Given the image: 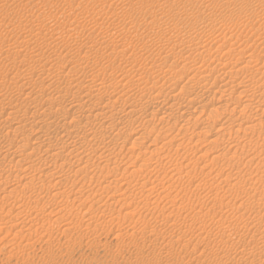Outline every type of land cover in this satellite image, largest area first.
<instances>
[{
  "label": "rangeland",
  "instance_id": "374dc122",
  "mask_svg": "<svg viewBox=\"0 0 264 264\" xmlns=\"http://www.w3.org/2000/svg\"><path fill=\"white\" fill-rule=\"evenodd\" d=\"M33 1H34V3H33ZM136 1L139 3H137ZM163 1L164 0H156V1L155 0H107L106 3H109V4H104L102 6L100 4V1H98V0H0V29L3 28L4 24L6 26L7 24H10V23H12V25L16 24L15 26H20L21 28H25V29H23V31H22V29H20V31L18 30L14 34L15 37L12 34L9 35L10 38L6 37L5 35H3V36L0 35V41L2 40V38H4V39L1 42H3L4 40H6L8 38L11 41L13 39L20 41V38H22V36H24L22 38L23 40H24V38L25 39L26 38L27 39L32 38V35L30 33V30H29V26L30 25H31L30 27L35 26L40 21H41V25L43 26V28L49 27V28H54L55 30H59L62 37L67 39L68 37H67V33H66L65 29H66V24L69 23L70 19L68 17H66L67 16L66 13L71 12L72 9L75 11L74 13L78 15L77 19L79 18L78 21L80 23H83V20L85 21V20L89 19L91 21L92 17H94V18L98 17V21H97L98 23L95 22L96 25H94V26H93V24H95V23H93V22L90 23L91 24L90 28L87 31H85L81 37L86 36L87 34H90L89 36H93V35L98 36V34L100 35V33L102 34L103 32H106L107 29L111 30V31L112 30L113 31L119 30V31H122V33H124L125 30L129 29V27H130V24H128L126 22L127 20L131 21V20L135 19L138 21V19L141 20V18L147 17L146 21L141 20L142 22L140 23L139 26H138V23L136 24L137 29L139 28L137 31L140 34L139 33L138 34L141 37H143L144 43L142 42L143 39L141 37L138 39L137 37L134 36V38L132 39L133 43H134L133 47H132V49L130 48V50L126 51V54L124 57H121L120 55L115 57L113 55V56H109L108 59L103 60L106 63L108 61V64H112L115 67L122 65L118 68H122L125 71L127 78L131 79L133 81V83H136V84L140 83L141 84L142 87L139 86V87H141V89H140L141 91L139 90V92H138L139 95L137 94L135 97L138 100L149 99L153 95V92L151 93V91L149 92L147 90V92H145V90H146L145 88L152 81L156 82L158 80L156 82L157 84H162L164 87H166V88L163 87L164 88L163 91L165 90L164 93L167 92L166 94H169L170 91H172V92L176 91L182 85L191 84V82L188 83V77L189 76L185 73V71L189 68V66L191 67V65L195 61H193L192 58H187L186 56L188 55V53L182 51L180 48L177 47L178 49L175 48L173 50H170V47L174 44L177 46L182 45L181 43H182L183 39H184L183 40L184 43L187 42V40L192 41V38H190L191 35L189 33H187L186 31L191 32L193 30V27L195 30H193L192 31L193 34L192 33L191 34L193 36H196L195 34H197V33L204 35L205 36L204 43L206 42L205 44H207L205 49L208 48L214 54L216 53L215 55L218 56L217 58H220V59L224 58L228 62L229 61L230 62L235 61L238 58V54L233 55L234 51L231 49L235 48L237 45L238 46L243 45L246 41L245 45L249 44L247 46H250L251 50H252V48L255 49V50H252V52H251V58L252 59H260V61H264L263 60L264 59V49H263L264 45L262 43H258L259 42L258 39H260V37H259L260 33H262V32L264 33L263 24L261 23L260 24L261 26L255 25L254 28L258 27L260 29L258 31H254L251 28L246 29L247 27L241 23V20H240L241 17L239 18V14H238V12L245 9L244 8L245 6H247V5L249 6L250 3L253 5L254 0H253V2H252V0H227L228 5L231 8L229 6L227 7L224 4V2L226 0H168L167 3H170L169 5L171 7H169L167 5V3L162 4ZM246 2H248V3H246ZM130 3H131V5H130ZM14 4H15V6H14ZM18 4H20V5H18ZM245 4H247V5H245ZM99 5H101V6L99 7ZM253 6H257V5L254 4ZM83 7H84V9H83ZM101 7H102V9H101ZM120 10H122V12ZM170 10L175 11V12H173V13H172V11L169 12ZM113 11L117 12V13L120 12L119 14H123L125 16L122 18L121 17L120 18L119 17L114 18V16L111 15V13H110ZM230 11L232 12V14L229 13ZM15 12H17V13H15ZM180 12H181V14H179ZM234 12L236 13L237 16L234 15L235 14ZM227 13L231 14V16L230 17L228 16V18L226 17L228 15ZM17 14H19V15H17ZM96 14H97V16H96ZM223 14H224V16H223ZM37 15H41V16L38 17ZM170 15H172V16H170ZM27 16H29V17H27ZM175 16H177V18ZM236 17H237V19H236ZM150 18H152V19H150ZM172 18H173V20H172ZM123 19H126V21ZM214 19H216V20H214ZM100 20H101V22H99ZM121 20H123V21H121ZM208 21L214 22L212 25L213 26L212 28L208 26ZM146 22H147V24H146ZM153 22H155V23H153ZM19 23H20V25H19ZM122 23L124 24V26L122 25ZM196 24H198V25H196ZM117 25L119 27H117ZM128 25H129V27H128ZM159 25H161V29H163V34L158 35V37H160V38L157 37V34H159L158 32H160L159 27H158ZM44 26H46V27H44ZM174 26H176V27H174ZM241 27H243V28H241ZM125 28H127V29H125ZM189 28H190V30H189ZM205 29H207V31ZM208 29H211L212 31L211 30L208 31ZM202 30H204V31H202ZM26 31L28 32V35H26L27 34ZM24 33H26V34H24ZM141 33H142V35H141ZM210 33H211V36H210ZM263 33H262V35H263ZM16 34H18V36ZM155 34H156V36H154ZM188 34H189V37H187ZM146 35H148L147 37L149 38V40H148V38H145ZM86 37H88V35ZM222 37L226 41L224 39H222ZM230 37H232V38H230ZM135 38L139 41H137ZM209 38H211V39H209ZM215 39H216V42H215ZM254 39L256 42L254 41ZM15 40H13V41H15ZM243 40H245V41H243ZM50 41H51V39H41L40 42L37 43V46L41 49L40 57L41 58L44 57L41 61H44V59L46 60L47 58H50V57L57 62H60V61L64 62V59L66 61V58H68V56L65 55L64 49H62L61 47H59V48L56 47L55 51H52L51 49L46 47L45 44L49 43ZM1 42H0V44H1ZM149 42H150V44H149ZM223 42H224V44H223ZM254 43H258V45H256L255 48L253 46ZM38 44H40V45H38ZM169 45H170V47H169ZM162 46H164V47H162ZM209 46L210 47L212 46V47L210 48ZM43 48H46V49L43 50ZM159 48H160V50L157 51V49H159ZM163 48L164 49L169 48L170 51H168V50L162 51V53H161V49H163ZM212 48H213V50H212ZM215 48H216V50H215ZM227 48L229 51L227 50ZM1 49L2 48H0V50ZM7 50H9V49H6V48L3 49V51H2L3 53L0 51V53H1L0 54L1 55L0 60L2 62H4V61L7 62L6 58H5L6 56H9L10 58H12L11 57L12 53L10 54V52ZM46 50L48 53L50 52V54H47ZM177 50H179V51H177ZM199 50H200V48H199ZM199 50H198V52H199ZM174 51H176V52L173 53ZM217 51H219V52H217ZM220 51H222V54L225 53V51H226L225 55L227 57L225 55H222ZM248 52H250V50ZM5 53H7L9 55H7ZM163 53H165L166 55ZM167 53H169V54H167ZM176 53L178 54V56ZM185 53H186V56H184ZM219 53H220V55H219ZM171 54H173V56ZM175 54L177 57L175 56ZM45 55H47L48 57L46 58ZM54 55L56 57H53ZM91 55H93V54H91ZM139 55H141V56H139ZM231 55L233 56L234 59L232 58ZM145 56H148L149 60L144 63L143 60L140 58H143ZM160 56H163V57H160ZM138 57H140V58H138ZM153 57H155V58H153ZM20 58L21 57H19V59ZM137 58L139 59V61ZM160 58L165 59L164 62H163V59H160ZM131 60H132V62H131ZM135 60H137V61L135 62ZM140 60H142V61H140ZM153 60L155 61L154 63H153ZM184 60H186V63ZM33 61L34 60L32 57L27 56V57H25L23 63H26V62L33 63ZM174 61H176V62H174ZM188 61H190V62H188ZM127 62H128V65L130 67L127 65ZM133 62L135 64L136 63L137 64L135 65ZM182 62H183V64H181ZM157 63L159 65H157ZM190 63H191V65H190ZM48 64L50 65V63H48ZM48 64H46L45 67L41 68L43 71L40 70L41 72L35 73L34 77H37L39 75L41 77H43L46 75L45 78H47L48 77L47 75H50L54 69L53 66H51V65L49 66ZM125 65H127V67ZM142 65H144V67H142ZM148 65L151 66L152 68H150ZM160 65H162V66H160ZM184 65H186V66H184ZM20 66H21V64H17L15 67H12V68L16 69ZM123 66H124V68H123ZM178 66H179L181 72L184 71V73L182 72V77H181L182 79L179 78V80L176 84V86L178 88H174V89L168 88L167 89L166 85L168 84L167 83L168 81H166L164 76L161 75L160 70H161V68L166 69L168 67H172V68L177 67V69H178ZM181 66H183V67H181ZM185 67H187V68H185ZM2 68H5L7 70L10 69L8 67V65H6V66L3 65ZM138 68H139V70H138ZM140 68H142V69L140 70ZM157 68H158V71H157ZM79 69H80V67H77V66L73 67V69L71 71V74L73 77H75L76 75L79 74ZM7 70H5V71H7ZM29 70H31V69H29ZM127 70H128V72H126ZM138 72H140L141 75ZM142 72L144 74H142ZM151 72H153L154 74ZM214 73L211 74L212 76L211 75H208L207 77L204 76L203 77L204 79L200 78L201 80H198V82L200 84H203V81H204V83L205 82L208 83L207 81L210 82L212 80V77L215 75ZM130 74H131V77H129ZM9 75H11V72H9ZM135 75L137 78L136 77L134 78ZM140 78H141V80H140ZM205 78H207L206 81H205ZM238 78H239V76L237 78L230 79L228 86H230L231 84L235 85L236 84L235 81L239 80ZM145 79H147V81H146V83H143V82H145ZM137 80H138V82H137ZM186 80H187V83L184 82ZM66 81L70 82L69 77H67V76L63 77V79L56 80L55 85H59L61 87V86L65 85ZM139 81H141V82H139ZM161 81L163 83H161ZM0 85H2V88H3L2 91H3L4 97H5L4 100H3V98H0L2 103L8 102L12 99H15L14 97L17 96V92L19 89L17 88L18 86L15 85V83L13 81L6 79L5 81H0ZM188 85L186 87H188ZM227 88L228 87H226V89ZM34 89L35 90L37 89L36 91H38L40 89V87L38 88V86H37V88H34ZM15 91H16V93H15ZM45 92H47V91L45 90ZM141 92L143 93V95ZM146 93H147V95H146ZM224 93L225 94L228 93V90H226ZM234 94L236 95V93H233V96H235ZM140 95H142V96H140ZM180 96L181 95H179V97ZM198 99H196L197 101L193 100V102H191L192 99H190V95H182L178 99V102L180 100L179 103H184V102H185L184 104H187V103L190 104L191 103L190 104L191 108L196 107L197 112H200L201 110L203 111L202 115L199 113L198 114H199V117L202 116L204 118L205 116L208 117L206 112L207 111L209 112V110L211 108L214 109L215 107H217L216 105H218V103L219 104L221 102L223 103V100H224V103H225V101L228 102V100H229V98L224 99L223 97L220 98L221 99L220 100L219 99V93H217V92L215 93L212 91L206 92V94L201 95V97H199ZM218 100H220L221 102H219ZM139 102H141V101H139ZM85 103H87V104H85ZM117 104H119V105H116V108L119 109L120 108L119 106L121 105V103H117ZM198 104H199V106H197ZM82 105L80 107H78L79 110H78V108H75V109L72 108L70 110H66L64 113L60 111V114L63 113L64 116L66 115L67 120L72 119V117L76 118V119H80V118L82 119L88 113L87 112L89 109L88 101L84 102ZM140 106H138L139 109H137V111H135L134 115H133V116H135L137 114L138 117H141L140 121H139V118H137V116H135V117L132 116L134 118L133 120H131L132 117L127 118L129 120V122L125 118H123V120H118V118H114V117L112 119L110 118L109 120L104 122V125H106V126L109 125V127L111 126V129L108 127L109 129H107V130L102 129L103 131L102 130L99 131V133L97 135L98 137L96 136V138L92 140L93 142L90 141L85 146L86 148L84 147L86 153L85 152H83V153H85V154L77 153V154H75V156H74V154H72L70 156V154L67 153L69 151V149H63L62 155L64 156V158L66 155L68 156V157L66 156L65 160L62 157L63 159L59 158L58 160H56L57 161L56 162V161H53L54 159L50 158V164H49V158L47 157L46 154H43L44 153L43 150H44L45 146L49 145L51 140H46V139H48L46 137L48 134L44 133V129H42L44 134L42 133V130H40L41 134L39 133V135L41 137H39L38 140L36 139L37 134L32 135L30 137L28 145L25 148L26 152H28V150H29L28 154L29 153L33 154V152L36 153V150L33 151L32 148L37 147L39 145V142L45 141L39 147L40 149L39 148L37 149L41 152V155L39 156L40 153H39V151H37L38 154L37 155L35 154L36 157L33 154L32 155L33 158H31V160L37 161V159L38 160L40 159L38 157H41V156H42V158L46 157V160H45L46 163L45 162L41 163V162L37 161L38 166H36V167L41 168L40 171H38V172L41 174H45L48 171H49V173H52L53 171H55V173L60 171L58 173V175L61 174L63 176H61V175L59 176L60 180L57 178L58 184L64 188H66V190H68L69 188L70 189L76 188L75 190L71 189L72 191H74V192L76 191V192L75 193L72 192L73 195H72V193L66 195L69 198L57 196V198L55 200L54 198H52V195L50 194V192L53 190L52 187H50V189H49L50 191L47 190L46 188H44L42 190L40 189L41 193L40 192L38 193V195H40V196H36V194L33 193V196L31 194V196L28 197V196H23L22 194H15L14 193V195H13V193L10 194V193L6 192L9 189L8 187H13V186H15V184L22 183L23 179L22 180L20 179V181L14 180L12 183H9L8 185H6V187H5V185H1L0 186V195H1L0 199L2 198L3 194L4 195L6 193L10 194V195H8V197H7V194L5 195L6 200H8L7 203L9 205H12L13 201L17 200V199L20 200L19 202H22L24 200V201H26V203L31 202L32 200L33 201L36 200V201H40V202L44 201V202H49L51 205L56 204L53 206L50 205L51 207L49 206L47 208V210H49L50 208H54L56 206L55 207L56 212L61 211L62 213H57V215H56V213H53L51 215L49 214L47 217V220L46 219L44 220L43 218L36 217L38 215V213H35L33 211L31 212V210H30L31 213H29V208H26L24 210V212L22 211V213H20L18 216H15L14 212H8L7 213L5 211L6 208L4 209V211L0 210V216H2L0 218V264H244L246 261L251 259V253L252 252L256 255H259L261 253L264 256V244H262V238H261L262 233H260V232H264V210L260 209V212H257V210H259V208L256 205V202H259L262 205L264 204V153L261 152L258 154V152L255 151L256 152V154H255V152L251 151V146L249 145L250 139H254L259 144L263 141L264 128H263L262 132L260 133V136H259V134H257L259 137L256 134L251 135L250 133H247L245 136L248 137L249 139L245 138V140H244L243 138H241V140H242L241 146L238 148L237 157H240V158L242 157L243 158L242 160L239 159L238 162H235V160L233 161L232 159H225V161L220 159V160H215V161L210 162V160L212 158V156H211L212 150L211 149L213 148L214 143L209 142V140L216 136L217 132H216L215 128H217V126H219L222 122H224L226 117H228L230 119L229 122H231V120H233V119L236 120L238 118V116L240 117L239 112L235 111L233 113H230V112L220 110L221 113L219 111L216 115V118H218V119L213 118L214 121L216 120L215 122L211 121L212 119L208 120L205 117L204 119L206 121L202 118L203 121L199 122V126L193 128L192 122H190L191 125H190V123H187V125H186V122H183V120L179 121L176 118V114H173L171 112H169L170 114L168 113L169 116L167 113L164 114L165 112H162L165 110L164 108L161 109V108H158V106H156L157 108L156 107H145L144 105H140ZM83 111H85V112L83 113ZM153 111H155L154 115H153ZM161 112L165 116L161 115ZM19 113L21 114L22 111ZM42 113L43 112H41L39 114L42 115ZM238 113H239V115H238ZM6 115H7L6 113L0 112V116H2V118L6 117ZM81 115H82V117H81ZM148 115L149 116L151 115V116L149 117ZM155 115L160 119L157 120V117H155ZM262 115H260V116L258 115L254 120H257L260 117L263 120L264 116H262ZM77 117H79V118H77ZM153 117L155 119H153ZM241 117H242V115H241ZM243 117H244V115H243ZM162 118L163 119L166 118V120L165 119L163 120ZM223 118H224V120H222ZM149 119H151V120L148 122ZM111 120L115 123H113ZM83 121H85V119ZM98 121L102 122L103 120L101 121V119L98 118ZM121 121H122V123H121ZM173 121L174 122L176 121V122L174 123ZM107 122L111 123V124L113 123V124L110 125ZM203 122H204V124H203ZM237 122H234V124ZM95 123H96V121L89 122L88 127L95 125ZM172 123H174V124H172ZM226 123H228L227 119H226ZM114 124H117V125L113 126ZM167 124H169V125H167ZM127 125L128 126L130 125V126L128 127ZM170 125L173 127V129L170 128L171 127ZM236 125L237 124H235V126ZM117 126H121L120 128L118 127L121 131H125L127 128V130L125 132L128 136L125 134L126 137L124 138V135H122V137L120 139V137L117 136L116 132H118V131L121 132V131L117 128ZM152 126H153V128H152ZM166 126H168V127H166ZM210 126H212L214 129L211 130ZM164 127L166 130L165 129L163 130ZM201 127H203V128L205 127V128L203 129ZM226 127H228V126H226ZM236 127H234V128H236ZM14 128H15L14 124H8L4 127H1V129H0V131H1V133H0V145H4L5 143L6 144L11 143L12 139H15L16 140L15 142H18L17 140H19L22 137L20 134L21 132L20 133L14 132V130H15ZM150 128L152 129L151 130L152 132H149ZM169 128H170V131L168 130ZM206 128H207V130H206ZM114 129L116 130V132ZM159 129L163 130V131L159 132ZM201 129L204 131L205 130L206 131L210 130V131L208 133L206 132L207 134H205V132H203ZM109 130H111V131L108 132ZM128 130L129 131L132 130V132H128ZM147 130H148V132H147ZM63 132H65V131H63ZM105 132L107 133L106 135H105ZM141 132L143 133V135H141L142 134ZM231 132H232L231 133L232 135L230 134V136L231 137L235 136V133L233 134L234 130ZM70 133L73 134L72 131ZM183 133H184V135H183ZM1 134H4V135H1ZM108 134L111 136H108ZM113 134L116 135L115 140H114ZM165 134H166V136H165ZM100 135H101V137H100ZM139 135H141V136H139ZM181 135L184 136L183 139H182L183 136H181ZM148 136H149V138H148ZM159 136L161 138H159ZM102 137H104V139ZM136 137H138V138H136ZM144 137H145V139H144ZM176 137L178 139L183 140V141H185L187 139L185 141V143H187L190 140V138L192 137L191 138L192 141H190L191 143H189V145L186 146L185 148H181L177 152H175V151H173V149H175V147H176V143H177L175 141V139H177ZM9 139H11V140L9 141ZM41 139H43V141ZM54 139L55 138L52 139L53 142H51V143H55L56 139L55 140ZM140 139H141V141H139ZM148 139H149V141H147ZM39 140H41V141H39ZM150 140H152V141H150ZM156 140H157L156 143L153 142ZM169 140H171V141H170L169 145H167V147L170 148L171 153L169 156L171 157V160L169 158V161L172 162L171 163L172 165L175 164L176 166L178 165L179 167H181L185 163H189V164H192L195 166L197 165V168L199 169L202 164H207V166L204 167L203 172L209 174V176L204 178L203 173L197 171L196 176L190 177L187 174H182V172L180 171V172H177V174H176L177 178L175 177V175H173V176H171L173 178L172 179L171 177L168 178V177L164 176L165 170L162 166H160V168H158V170H153V172L152 171L150 172V169L152 170V168L149 167L150 169L145 170L146 172H144L145 173L144 174L145 179H143V177L138 178L136 181V184H135L134 180L131 181L132 182L131 184L132 185L135 184L136 187H138V188L133 187V188L126 189L125 184L121 185L122 180L120 178H117V176L121 177V175L118 174L119 171L117 173H115V175L113 174L114 177L116 176L115 177L116 180H115V178H113L115 180L114 182L111 183L109 181L110 180L109 176L107 177L106 174H108L109 170H112V167H114V165H109V167H108L109 169L107 168L108 169L107 172H106V170H107L106 168H104L103 170H100L101 172H99L98 171L99 169L96 170V168H91L90 165L88 166V171H89L88 174L84 175L83 171L80 170V168L86 167L88 165V163L86 162L87 154L91 151L93 152V149H94V151L96 150L97 152L101 151V149L99 147H101V148L104 147L105 143H106L105 147H107V148L102 149V151L103 150L106 151L110 147L109 151L111 149V151L118 153L119 156L121 157V158L119 157L118 162H116L117 164L118 163L120 164L121 160H122L121 161V163H122L127 157V159L124 161V163L121 164V166L118 164L120 170H122L126 165L125 162H129V161L131 162V160L133 161L134 159L137 158L136 157L137 154L140 156L141 159H143L144 157L145 158L147 157L146 159L152 163L153 160L154 161L156 160V157H155L156 153H154V152L150 153L148 150L151 151L152 150L151 148L154 149V147L155 148L159 147L164 142L169 141ZM135 141H138V142H135ZM139 142H140V144H139ZM146 142L148 144H150L152 142V145L150 144L148 146V144H147L148 150L144 151L143 149H145ZM91 143H93V144H91ZM112 143H115V145L114 144L112 145ZM123 143L125 145H123ZM131 143L134 145V149H132L133 145ZM108 144H110L111 146ZM118 144H119V147H118ZM135 144H137V145H135ZM230 144L232 145L235 143L231 141V142H228V144H226L227 146L222 145V144L221 145L224 146V147H222L224 149H230V151H234V148ZM91 146L93 147V149L91 148ZM121 146H123V147H121ZM124 146L126 148L128 147L129 150H128V148H127V150H124L125 149ZM141 146H142V148H141ZM27 147H29V148L27 149ZM88 147H90V148H88ZM97 147L100 150L96 149ZM209 148H210V150H209ZM118 149H120L121 151L124 150L126 152L123 151L124 152L123 153L119 150V152H120L119 153V152H117ZM260 149H264V146L263 145L259 146L257 148V151ZM204 151H206V152H204ZM202 152L203 153L208 152V154L206 156H201L203 154ZM163 153H166V151L164 150ZM120 154H122V155H120ZM154 154H155V156H154ZM78 155L80 156V158ZM250 156H254L255 160L253 161V163L249 164L248 162H246V160ZM237 157H236V159H237ZM78 158L80 160H78ZM140 158H138L139 161H140ZM15 159L16 158H14L12 160L11 157L10 158L7 157V158L3 159L0 156V168L5 169V168L9 167L8 164H10V166L12 167L14 165L13 161H15ZM175 159L177 160L176 162H175ZM39 161H41V160H39ZM52 161L55 163V165H53ZM58 161H59V163H58ZM76 161H77V163H75ZM139 161L136 160V164L139 163ZM84 162H86L87 164ZM60 163L62 164L61 165L62 167H60ZM176 163H178V164H176ZM58 164H59V167H57ZM117 164H115V165H117ZM46 165H48V166H46ZM67 165H68V167H66ZM71 165H72V167H71ZM82 165H85V166H82ZM76 167H79V170H78V168L76 170ZM55 168H58V169L55 170ZM59 168L61 170H59ZM65 168H69L70 172H69V169H67L68 171L64 170ZM71 170H73V171H71ZM78 171H80V172H78ZM16 172L17 171L14 170V173H16ZM77 172L80 174H83L84 177H83V175H80ZM92 172H96V173L92 174ZM97 172H99V174H97ZM105 172H106V174H105ZM148 172H149V175H148ZM250 172L252 173V175ZM41 174H40V176L39 175L37 176L38 177L37 182L39 184L37 183L35 185L36 188L38 187V185H40L42 183L48 184V183H51V181H53V179L51 177H49V176L46 177V175H48V174H46V175H41ZM72 174H74V175H72ZM90 174H92V175H90ZM247 174H249L250 176ZM113 175L111 174L110 176H113ZM147 175H148V177H147ZM226 175H229L230 176L229 178L234 177L236 180L241 179V181H242L243 178H245V179H243V181L247 180L243 189H242L241 195L237 196L241 190H240V188H237V186H235L234 183L236 182V180L234 182H232V184L230 182V184L221 183L220 185H218V182L222 178H224ZM43 176H45V177H43ZM73 176H74V178H73ZM88 176H91V177L89 178ZM153 176H157L156 179ZM215 176H216V178H214ZM62 177H64V178H62ZM102 177H103V180H102ZM158 177H160L162 179H160ZM246 177H251L250 181H248L249 178H246ZM49 178H51V179L49 180ZM39 179H40V181H39ZM100 179H101V181H99ZM157 179H160L162 182L160 180H157ZM163 179L165 182L163 181ZM169 179L171 180V182L169 181ZM96 180H98L99 182H97ZM206 180L208 181V183H205ZM75 181H76V183L74 184ZM142 182L145 183L146 185L152 184V182H153L154 185H158V186H156V188H157L156 192H158V195L162 196L164 194L166 196L165 197L163 195L164 197H161L162 200H160V196L155 197L156 193L154 194V198L152 197V199H151V197H149L148 200L150 202H151V200H153V202L151 203V206L150 205L148 206V208H150V209L152 208L151 209L152 211L143 205V203L146 201L144 199V197L139 198L138 197L139 195L136 194L139 191L138 189L140 188L139 184ZM122 183H124V182H122ZM159 183L163 186H161ZM173 183H174V185H173ZM209 183H212L211 184L212 188H209ZM98 184L102 189L98 186ZM104 184H106V188L108 187V190H106ZM109 185L110 186L112 185V186L109 187ZM116 185H117V187H116ZM140 185H142V184H140ZM165 185H167V186H165ZM169 185H171L170 188H172L175 191L168 188ZM68 186H70V187L68 188ZM114 186L116 189L113 188ZM78 188L79 189L81 188V189L77 191ZM96 188L97 189L99 188L98 189L99 191ZM178 188H179V190H178ZM85 189H86V191H83ZM88 189L90 192L88 191ZM122 189L126 190V192ZM158 189H159V191H158ZM169 189L171 190V192ZM163 190L168 192V193H166V194H168V196L165 194V192ZM87 191H88V195H87ZM106 191H108V192H106ZM192 191H194L197 194V197L193 196ZM207 191H209V193H205ZM78 192H80V193H78ZM81 192L82 193L85 192V193L82 194ZM90 193H92V194H90ZM93 193H96V195H94ZM125 193L127 195H125ZM184 193H186V194H184ZM99 194H100V196H99ZM130 194L133 197H131ZM171 194H173V195H171ZM92 195H94V197ZM230 195H231V197H230ZM5 196H3V197H5ZM34 196H36V197H34ZM124 196H126V197H124ZM127 196L131 199H128ZM172 196H173V198H172ZM249 196H250L251 200L252 199H254V200L256 199V200L255 201L250 200L251 202L249 203L248 202ZM33 197H34V199H33ZM112 197H114V198H112ZM121 197H123V199ZM238 197H240V198H238ZM118 198L120 201L118 200ZM228 198L230 199V201ZM232 198H234L235 201ZM242 198H244V199H242ZM43 199H45V200H43ZM96 199H100V200L97 202ZM115 199H117V200H115ZM141 199H143L142 201H144V202H142ZM157 199H159L160 201ZM72 200H73V202H72ZM108 201L110 203H108ZM122 201H124V203H126V204L121 203ZM129 201H131V202H129ZM239 201L240 202L242 201L241 204ZM11 202H12V204H11ZM201 202H203V203H201ZM253 202H255V204ZM105 203L106 204L108 203L110 205H108V204L106 205ZM112 203H114V204L112 205ZM120 204L122 206L124 204V206L122 207ZM58 205H59V208L57 207ZM60 206H61V208L65 207L68 210H66V209L60 210L61 209ZM71 206H73V207H71ZM111 206H112V208H110ZM250 206L253 207V209H250L249 208ZM68 207H71V208H68ZM143 207H145V208H143ZM55 208H54V210H55ZM158 208L160 210H157ZM126 210H128V211L126 212ZM130 211L132 213H129ZM127 213H129V214L127 215ZM114 214H115V216L113 217ZM261 214H262V216L260 217L259 215H261ZM65 215H67V216H65ZM118 215H119V218L116 219V217ZM124 215H125V217H124ZM186 215H187V218H186ZM254 215H255V217H254ZM189 217H190V219H189ZM195 217H197V218H195ZM248 217H249V221L247 219ZM109 218H110V220H109ZM111 218H112V220H111ZM22 220H23V222H21ZM194 220H195V222H194ZM237 220H238V222H237ZM254 220H255V222H253ZM189 221H191V222H189ZM192 222H194L193 223L194 225L192 224ZM67 223H69V224H67ZM189 224H190L191 228H189V226H188ZM219 232L223 233L222 234L223 236L221 235V233L219 234ZM253 233L257 234V236H256L257 240L252 241V242L249 241V244L246 247H242L238 243L239 238H244L243 236H245V234H246V237H249ZM171 234L174 236H172ZM229 234H231L233 237H236V238L238 237V238L235 239L236 242H234L233 244L232 243H230V244L225 243L226 244L225 245V244H223L222 240H224V237L226 235H229ZM170 235H171V237H170ZM174 237H175V239H174ZM224 254H225V256H223ZM227 256H229V259ZM255 264H257V263H255Z\"/></svg>",
  "mask_w": 264,
  "mask_h": 264
},
{
  "label": "bare ground",
  "instance_id": "6f19581e",
  "mask_svg": "<svg viewBox=\"0 0 264 264\" xmlns=\"http://www.w3.org/2000/svg\"><path fill=\"white\" fill-rule=\"evenodd\" d=\"M100 1V4L103 6L104 4H109V3H106L107 0H98ZM156 1V0H155ZM137 2V1H136ZM153 2V1H152ZM151 2V3H152ZM168 0H164L162 4H165L167 3ZM253 2V0H252ZM34 3V1H33ZM139 3V2H137ZM157 3V2H156ZM245 3V2H244ZM248 3V2H246ZM129 4V3H128ZM170 3H167V5L169 7H171L169 5ZM224 4L228 7V1L226 0L224 2ZM254 4H256L257 6H253ZM254 4L252 5L251 3L249 4V6L247 4V6H245L244 10H239L240 12H238L239 14V18L241 17V23L246 26L247 28L246 29H253L254 31H258L260 30L258 27L257 28H254L255 25H260L261 23L263 24L264 26V0H254ZM17 5V4H16ZM20 5V4H18ZM99 5V7L101 6ZM131 5V3H130ZM161 5V4H160ZM184 5V4H183ZM232 5V4H231ZM15 6V4H14ZM45 6V5H44ZM179 6V5H178ZM224 6V5H223ZM225 6V7H226ZM234 6V5H233ZM175 7V6H174ZM219 7V6H218ZM230 7V6H229ZM71 8V7H70ZM74 8V7H73ZM76 8V7H75ZM231 8V7H230ZM84 9V7H83ZM100 9V8H99ZM102 9V7H101ZM174 9V8H173ZM176 9V8H175ZM226 9V8H225ZM16 10V9H15ZM14 10V11H15ZM232 10V9H231ZM83 11V10H82ZM87 11V10H86ZM119 11V10H118ZM122 12V10H120ZM172 10H170L169 12H171ZM234 11V10H233ZM75 11L72 9L71 12H67L66 13V17H68L70 19L69 23L66 24V33H67V39L62 37V35L60 34V31L59 30H55L54 28H43V26L41 25V21L38 22L35 26H32L30 27L29 26V30H30V33L32 35V38H29V39H25L24 40L22 39L24 36H22V38H20V41L19 40H15V41H11L9 40V35H14L18 30L20 31V29H25V28H21L20 26H15V25H12V23L10 24H7L5 26H3L2 29H0V35H5L6 37H9L8 39L4 40L3 42H1L4 38H2V40L0 41L1 44H0V48H2L0 51L2 52L3 49H9L7 51L10 52V54L12 53L11 57L10 58L9 56H4L6 58V61L7 62H2L0 60V81H5L6 79L8 80H11L15 83V85H17L18 87V92H17V96L14 97L15 99H12L8 102H4L2 103L1 99H0V112H4L6 113V117L2 118V116H0V129L1 127H4L8 124H14L15 125V130L14 132H21V138L19 140H17L18 142H15L16 140L15 139H9V141L11 140L12 142L11 143H8V144H4V145H0V156L4 159V158H7V157H11V159L13 160L14 158L15 161H13L14 165L11 167L10 164L9 167L5 168V169H1L0 168V186L1 185H8L9 183H12L14 180H17V181H20V179L22 180L23 179V182L22 183H18V184H15V186L13 187H8V193L14 195L15 194H22L23 196H28L30 197L31 194L33 196V193L36 194V196H40L38 195V193L40 192V189H44L46 188L47 190L50 189V187L53 188V190L50 192V194L52 195V198H54L56 200L57 196H60V197H65V198H69L68 194H71L72 191L71 189L73 188H69L70 186H68V190H66V188L62 187L61 185L58 184V180L57 178L60 180L59 176L61 175H58V173L60 172H56L53 171L52 173H49V171L45 174H41L39 173L38 171H40L41 168L39 167H36L38 166L37 165V161L38 162H41V163H44L45 160H46V157L42 158L41 157H38L40 158L39 161L37 158V161H33L31 160V158H33V154L35 156V154L37 155V150L41 145L42 143L44 142H39V145L37 147H33L32 150L35 151L36 150V153L33 152L32 153H29V150L28 152L25 151V148L26 146L28 145V142H29V139L32 135H35L37 134V137L36 139L38 140L39 137H41L39 135L40 133V130L44 129V133L48 134L46 137L48 139L46 140H51L53 138H55V143H49V145L45 146L44 150H43V154H46L47 157L49 158V164H50V158L51 159H54L53 161H56L58 160L59 158H64V156L62 155L63 153V149H69V151L67 152L68 154H70V156L72 154H77V153H83L85 152V146L90 142L92 141L93 139L96 138V136L98 135L99 131H101L102 129L103 130H107V129H111V126L109 127V125H104V122H106L107 120H109L110 118L112 119L113 117L114 118H118V120H123V118L127 119V118H131L133 115H134V112L137 111V109H139L138 106L140 105H144L145 107H156L158 106V108H164L165 110L162 111V112H165L164 114H168L169 112L173 113V114H176V118L180 121V120H183V122H186V125L187 123H190L192 122V127H197L199 126V122L203 121L202 120V116L199 117V114L202 115V110L200 112H197V109L196 107L194 108H191L190 104L187 103V104H184V103H179L178 102V99L182 96V95H190V99H192L191 102H193V100H196L198 99L199 97H201V95L203 94H206V92L208 91H212V92H217L219 93V99L220 98H229L228 102L225 101L224 103V100H223V103L218 100L219 102H221L220 104L218 103V105H216L217 107H215L214 109L211 108L209 110V112L207 114L208 117H206V119H212L211 121H214L213 118L215 119L216 118V115L217 113L222 110V111H226V112H230V113H233L235 111L239 112L240 113V117L238 116V118L236 120H231V122H229V118L226 117L228 123H226V119L224 122H222L219 126H217L216 129V136L213 137L212 139L209 140V142H213L214 146L213 148L211 149L212 152H211V160L210 162L212 161H215V160H224L225 159H232L233 161L235 160V162H238L239 159L242 160L243 158L241 157H237V151H238V148L241 146V138H243L245 140V138L249 139L248 137H246L245 135L247 133H250L251 135H254V134H259L260 136V133L262 132L263 128H264V119L262 120L261 117L258 118L257 120H254L258 115H262L264 116V61H260V59H252L251 58V52L252 50H255L252 48L251 50V47L250 46H247L245 45L246 44V41L243 45L241 46H236L235 48H232L231 50L234 51L233 55L234 54H238V58L233 61V62H228L226 61L224 58H217L218 56L215 55L213 52H211V50H209L208 48L205 49L206 45L204 43V40H205V36L204 35H201L200 33H197L195 34L196 36H193L192 34V31L195 30L194 27H193V30L190 32V31H186L187 33H189L191 36L190 38H192V41L191 40H187V42H183L182 40V45H172L170 47V50H173V49H178L180 48L182 51L188 53V55L186 56V53L184 56H186L187 58H192L193 61H195L191 67L189 66V68L185 71V73L189 76L188 77V83L191 82V84H186V85H182L179 89H175L176 91H170L169 94H166L164 93L163 89L166 88L164 87L162 84H157L156 82L158 81H152L151 83H149V85H147V87L145 88V92H147V90L151 93L153 92V95L149 98V99H141V100H138L136 99V95L138 94L139 95V90L141 89V84L140 83H133V81L129 78H127L126 74H125V71L122 69V68H118V67H115L114 65L112 64H108V61L107 63L104 62L103 60L104 59H108L109 56H118L120 55L121 57H124L125 54H126V51L127 50H130V48L132 49L133 47V38L134 36L137 37L138 39L141 37L139 34V32L137 31V23H138V26L140 25V23L142 21H146L147 20V17H143L141 18V20L138 19L135 20H127L126 19H123L125 20L128 24H130V27L129 29L125 30L124 33H122V31H119V30H108L106 32H103L102 34L100 33V35L98 34V36H89L90 34H87L88 37L86 36H83V33L85 31H87L89 28H90V23H95L98 21V17H92V20L90 21L89 19L87 20H83V23H80L77 19L78 15L74 13ZM100 12V11H99ZM124 12V11H123ZM175 12V11H172V13ZM177 12V11H176ZM236 12V11H235ZM234 12V13H235ZM17 13V12H15ZM22 13V12H21ZM83 13V12H82ZM111 15L115 17H124L125 15L123 14H119L120 12H110ZM126 13V12H125ZM226 13V12H225ZM229 13L232 14V12L230 11ZM227 13L228 15L226 16L228 18V16L230 17L231 14ZM80 14V13H79ZM84 14V13H83ZM98 14V13H97ZM96 14V16H97ZM100 14V13H99ZM171 14V13H170ZM181 14V12L179 13ZM178 14V15H179ZM19 15V14H17ZM29 15V14H28ZM54 15V14H53ZM56 15V14H55ZM64 15V14H63ZM82 15V14H81ZM85 15V14H84ZM175 15V14H174ZM236 15V13L234 14ZM233 15V16H234ZM32 16V15H31ZM35 16V15H34ZM38 17H40L41 15H37ZM142 16V15H141ZM154 16V15H153ZM172 16V15H170ZM182 16V15H181ZM224 16V14H223ZM237 16V15H236ZM29 17V16H27ZM37 17V18H38ZM56 17V16H55ZM103 17V16H102ZM139 17V16H138ZM177 18V16H175ZM220 17V16H219ZM31 18V17H30ZM51 18V17H50ZM91 18V17H90ZM155 18V17H154ZM180 18V17H179ZM192 18V17H191ZM238 18V19H239ZM40 19V18H39ZM77 19V20H76ZM137 19V18H136ZM152 19V18H150ZM163 19V18H162ZM197 19V18H196ZM237 19V17H236ZM31 20V19H30ZM36 20V19H35ZM34 20V21H35ZM121 20V21H123ZM173 20V18H172ZM209 20V19H208ZM216 20V19H214ZM220 20V19H219ZM232 20V19H231ZM39 21V20H38ZM114 21V20H113ZM154 21V20H153ZM239 21V20H238ZM101 22V20L99 21ZM103 22V21H102ZM194 22V21H193ZM203 22V21H202ZM98 23V22H97ZM155 23V22H153ZM198 23V22H197ZM200 23V22H199ZM213 21H208V26L209 27H213ZM147 24V22H146ZM191 24V23H190ZM201 24V23H200ZM199 24V25H200ZM206 24V23H205ZM240 24V23H239ZM20 25V23H19ZM34 25V24H33ZM96 25L93 24V26ZM122 25L124 26V24L122 23ZM163 25V24H162ZM192 25V24H191ZM198 25V24H196ZM238 25V24H237ZM236 25V26H237ZM241 25V24H240ZM242 25V26H243ZM150 26V25H149ZM261 26V25H260ZM46 27V26H44ZM117 27H119L117 25ZM141 27V26H140ZM159 27V31L158 32L159 34H157V37L158 35H162L163 34V29H161V25L158 26ZM176 27V26H174ZM191 27V26H190ZM198 27V26H197ZM108 28V27H107ZM114 28V27H113ZM123 28V27H122ZM186 28V27H185ZM201 28V27H200ZM205 28V27H204ZM215 28V27H214ZM243 28V27H241ZM262 28V27H261ZM264 28V27H263ZM121 29V28H120ZM173 29V28H172ZM28 30V31H29ZM143 30V29H142ZM190 30V28H189ZM207 31V29H205ZM211 30V29H208V31ZM214 30V29H213ZM21 31V32H22ZM127 31V32H126ZM201 31V30H200ZM204 31V30H202ZM212 31V30H211ZM252 31V30H251ZM262 31V30H261ZM27 32V31H26ZM197 32V31H196ZM195 32V33H196ZM19 33V32H18ZM139 33V34H138ZM185 33V32H184ZM192 33V34H191ZM260 33V32H259ZM263 33V32H262ZM262 33H260L259 37L260 39L258 43H262L264 45V33L262 35ZM26 34V33H24ZM23 34V35H24ZM189 34L187 37H189ZM232 34V33H231ZM253 34V33H252ZM18 36V34H16ZM28 35V32L27 34ZM142 35V33H141ZM200 35V36H199ZM254 35V34H253ZM257 35V36H258ZM4 36V37H5ZM16 36V37H17ZM144 36V35H143ZM148 35H146L145 38H148L147 37ZM153 36V35H152ZM156 36V34L154 35ZM207 36V35H206ZM210 36H211V33H210ZM15 37V35H14ZM28 37V36H27ZM150 37V36H149ZM215 37V36H214ZM143 39V37H141ZM156 38V37H155ZM154 38V39H155ZM160 38V37H158ZM232 38V37H230ZM234 38V37H233ZM256 38V37H255ZM41 39H51V41L49 43H46V47L51 49L52 51H55V48L56 47H61L62 49L65 50V55L68 56V58H66V61L64 59V62L60 61V62H57L55 61L54 59H52L51 57L50 58H47L48 56H46V60L44 59V61H41L44 57H40L41 55V49L37 46V43L40 42ZM136 39V38H135ZM153 39V38H152ZM211 39V38H209ZM222 39H224L222 37ZM229 39V38H228ZM137 40V39H136ZM146 40V39H145ZM149 40V38H148ZM208 40V39H207ZM225 40V39H224ZM234 40V39H233ZM253 40V39H252ZM251 40V41H252ZM257 40V39H256ZM139 41V40H137ZM136 41V42H137ZM147 41V40H146ZM156 41V40H155ZM210 41V40H209ZM226 41V40H225ZM255 41V39H254ZM144 43V39L142 41ZM158 42V41H157ZM163 42V41H162ZM215 42H216V39H215ZM248 42V41H247ZM256 42V41H255ZM142 43V44H143ZM231 43V42H230ZM242 43V42H241ZM251 43V42H250ZM258 43H254V48L256 47V45H258ZM147 44V43H146ZM145 44V45H146ZM150 44V42H149ZM209 44V43H208ZM224 44V42H223ZM222 44V45H223ZM226 44V43H225ZM252 44V43H251ZM261 44V45H262ZM40 45V44H38ZM144 45V44H143ZM213 45V44H212ZM221 45V46H222ZM233 45V44H232ZM176 46V47H175ZM225 46V45H224ZM252 46V47H253ZM164 47V46H162ZM178 47V48H177ZM208 47V46H207ZM210 47V46H209ZM212 47V46H211ZM210 47V48H211ZM218 47V46H217ZM233 47V46H232ZM260 47V46H259ZM200 48V50H199ZM46 49V48H43V50ZM145 49V48H144ZM179 49V50H180ZM218 49V48H217ZM225 49V48H224ZM260 49V48H259ZM264 49V47H263ZM160 50L157 49V51ZM170 51L169 48L168 49H161V53L162 51ZM177 50V51H179ZM199 50V52H198ZM213 50V48H212ZM216 50V48H215ZM214 50V51H215ZM226 50V49H225ZM228 50V48H227ZM250 50V52H248ZM224 51V50H223ZM229 51V50H228ZM257 51V50H256ZM43 52V51H42ZM133 52V51H132ZM176 51H174L173 53H175ZM219 52V51H217ZM221 54H222V51H220ZM3 53V52H2ZM8 53V52H7ZM5 53V54H7ZM46 53L47 54H50V52L48 53L47 50H46ZM149 53V52H148ZM155 53V52H154ZM158 53V52H157ZM156 53V54H157ZM160 53V54H161ZM166 53V52H165ZM163 53V54H165ZM172 53V52H171ZM1 54V53H0ZM54 54V53H53ZM93 54V55H91ZM153 54V53H152ZM169 54V53H167ZM177 54V53H176ZM175 54V56H176ZM180 54V53H179ZM226 54V51L225 53H223L222 55H225ZM254 54V53H253ZM9 55V54H7ZM155 55V54H154ZM158 55V54H157ZM166 55V54H165ZM173 56V54H171ZM220 55V53H219ZM221 55V56H222ZM32 57L33 58V63H29V62H26V63H23L25 57ZM44 56V55H43ZM133 56V55H132ZM131 56V57H132ZM141 56V55H139ZM149 56V55H148ZM148 56H145L143 58H140L143 60V62H147L149 60V57ZM151 56V55H150ZM164 56V55H163ZM163 56H160V57H163ZM178 56V54H177ZM176 56V57H177ZM226 56V55H225ZM232 56V55H231ZM19 57H21L19 59ZM53 57H56L55 55ZM129 57V56H128ZM130 57V58H131ZM227 57V56H226ZM225 57V58H226ZM235 57V56H234ZM261 57V56H260ZM0 58H1V55H0ZM4 58V59H5ZM137 58V59H138ZM155 58V57H153ZM166 58V57H165ZM185 58V57H184ZM231 58V57H230ZM233 58V56H232ZM231 58V59H232ZM257 58V57H256ZM10 59V60H9ZM56 59V58H55ZM58 59V58H57ZM135 59V58H134ZM133 59V60H134ZM159 59V58H158ZM160 59H163V58H160ZM167 59V58H166ZM227 59V58H226ZM230 59V60H231ZM234 59V58H233ZM232 59V60H233ZM263 59V58H262ZM140 60V61H142ZM165 59H163V62H164ZM176 60V59H175ZM228 60V59H227ZM264 60V59H263ZM137 60H135L136 62ZM139 61V59H138ZM158 61V60H157ZM178 61V60H177ZM183 61V60H182ZM185 63H186V60H184ZM192 61V60H191ZM132 62V60H131ZM155 61L153 60V63ZM176 62V61H174ZM190 62V61H188ZM50 63L51 66L54 67L53 69V72L50 74V75H47L48 77L43 76L41 77L40 75L37 76V77H34V74L35 73H39L41 72L40 70H42L41 68L45 67L46 64ZM130 63V62H129ZM134 63V62H133ZM139 63V62H138ZM17 64H21L20 67L14 69L12 67H15ZM126 64V63H125ZM135 64V63H134ZM137 64V63H136ZM135 64V65H136ZM142 64V63H141ZM152 64V63H151ZM162 64V63H161ZM173 64V63H172ZM171 64V65H172ZM176 64V63H175ZM183 64V62L181 63ZM6 66L8 65V67L10 68L9 70L5 69V68H2V66ZM49 65V64H48ZM49 65V66H50ZM127 65H128V62H127ZM127 65H125L127 67ZM139 65V64H138ZM154 65V64H153ZM157 65H159L157 63ZM80 67L79 69V74L76 75L75 77L72 76L71 74V71L73 69V67ZM129 66V65H128ZM149 66V65H148ZM155 66V65H154ZM162 66V65H160ZM170 66V65H169ZM173 66V65H172ZM175 66V65H174ZM186 66V65H184ZM130 67V66H129ZM132 67V66H131ZM135 67V66H134ZM137 67V66H136ZM139 67V66H138ZM142 67H144V65H142ZM150 68H152L151 66H149ZM148 67V68H149ZM167 67V66H166ZM183 67V66H181ZM124 68V66H123ZM147 68V67H146ZM156 68V67H155ZM154 68V69H155ZM176 68V69H175ZM175 68H172V67H168L166 69H162L161 68V75L164 76L165 80L168 81L167 83V89H174V88H178L176 86L179 78L182 77V72L184 73V71H180V68L178 66V69L177 67ZM187 68V67H185ZM184 68V69H185ZM7 71H5V70ZM31 69V70H29ZM128 69V68H127ZM133 69V68H132ZM142 68H140L141 70ZM183 69V68H182ZM129 70V69H128ZM128 70L126 72H128ZM139 70V68H138ZM43 71V70H42ZM130 71V70H129ZM147 71V70H146ZM156 71V70H155ZM157 71H158V68H157ZM9 72H11V75H9ZM154 72V71H153ZM151 72V73H153ZM215 72V73H214ZM133 73V72H132ZM140 74V72H138ZM148 73V72H147ZM212 73H214L215 75L212 77V80L209 82L207 81L208 83H204L203 81V84H200L198 82V80H201L200 78H203L204 76H208V75H211ZM142 74H144L142 72ZM154 74V73H153ZM207 74V75H206ZM134 75V74H133ZM141 75V74H140ZM150 75V74H149ZM69 77V80L70 82H65V85L63 86H59V85H55V82L56 80H60V79H63V77ZM139 76V75H138ZM212 76V75H211ZM239 76V80L235 81L236 84H231L230 86L229 85V80L232 79V78H237ZM131 77V74L130 76ZM136 77V75L134 76V78ZM157 77V76H156ZM137 78V77H136ZM139 78V77H138ZM185 78V77H184ZM182 79V78H181ZM187 79V78H186ZM204 79V78H203ZM207 78H205V81H206ZM139 80V79H138ZM137 80V82H138ZM141 80V78H140ZM162 80V79H161ZM209 80V79H208ZM136 81V80H135ZM147 79H145V82L143 83H146ZM160 81V80H159ZM164 81V80H163ZM141 82V81H139ZM165 82V81H164ZM187 83V80L184 81ZM161 83H163L161 81ZM140 84V85H139ZM143 85V84H142ZM188 85V87H186ZM38 88L40 87V89L38 91H36L34 88ZM141 86V87H139ZM145 86V85H144ZM164 87V88H163ZM226 87H228L226 89ZM16 88V89H17ZM143 89V88H142ZM3 88H2V85H0V98H3V100L5 99L4 97V93H3ZM45 90L47 92H45ZM226 90H228V93H224ZM141 91V90H140ZM16 93V91H15ZM142 93V92H141ZM233 93H236L235 96H233ZM143 95V93H142ZM140 95V96H142ZM147 95V93H146ZM179 95H181L179 97ZM200 95V96H199ZM226 95V96H225ZM147 97V96H146ZM185 97V96H184ZM188 97V96H187ZM203 97V96H202ZM12 98V97H11ZM138 98V97H137ZM145 98V97H144ZM183 98V97H182ZM189 99V98H188ZM187 99V100H188ZM199 100V99H198ZM88 101V104H89V109H88V113L83 117L85 119V121H83L81 118L80 119H76V118H73L70 119V120H67V117L66 115L64 116V112L66 110H70L72 108H78L80 107L84 102ZM141 101V102H139ZM183 101V100H182ZM181 101V102H182ZM185 101V100H184ZM197 101V100H196ZM203 101V100H202ZM187 102V101H186ZM117 103H121V105L119 106L120 108L117 109L116 108V105H119ZM87 104V103H85ZM189 104V105H188ZM203 104V103H202ZM205 104V103H204ZM201 105V104H200ZM83 106V105H82ZM196 106V105H195ZM199 106V104L197 105ZM141 107V106H140ZM84 108V107H83ZM87 108V107H86ZM157 108V107H156ZM200 108V107H199ZM52 110V111H51ZM79 110V108H78ZM84 110V109H83ZM22 113L20 114L19 112ZM60 111L63 112L62 114H60ZM140 111V110H139ZM42 113V115H40L39 113ZM85 111H83L84 113ZM152 112V111H151ZM150 112V113H151ZM154 112L153 111V115H154ZM161 112V115H164L162 114ZM197 112V113H196ZM225 112V113H226ZM140 113V112H139ZM149 113V114H150ZM157 113V112H156ZM199 113V114H198ZM221 113V111H220ZM219 113V114H220ZM238 113V115H239ZM136 114V113H135ZM170 114V113H169ZM168 114V116H169ZM205 114V115H206ZM218 114V115H219ZM83 115V114H82ZM81 115V117H82ZM140 115V114H139ZM144 115V114H143ZM242 115V117H241ZM244 115V117H243ZM135 116H137V118H139V121H140V118L141 117H138V115L136 114ZM133 116V117H135ZM142 116V115H141ZM149 116V115H148ZM151 116V115H150ZM149 116V117H150ZM165 116V115H164ZM221 116V115H220ZM131 118V120H133L134 118ZM155 117H157L155 115ZM204 117V118H205ZM79 118V117H77ZM98 118L101 119L102 122L98 121ZM168 118V117H167ZM174 118V117H173ZM203 118V119H204ZM233 118V117H232ZM236 118V117H235ZM39 119V120H38ZM153 119H155L153 117ZM160 118L157 117V120H159ZM163 119V118H162ZM166 120V118H164ZM163 119V120H164ZM169 119V118H168ZM201 119V120H200ZM218 119V118H216ZM128 120V119H127ZM130 120V121H131ZM142 120V119H141ZM151 119L148 120V122L150 121ZM192 120V121H191ZM205 120V119H204ZM224 120V118L222 119ZM83 121V122H82ZM94 122L96 121L95 125H92L90 127H88V123L89 122ZM112 121V120H111ZM110 121V122H111ZM138 121V122H139ZM153 121V120H152ZM162 121V120H161ZM206 121V120H205ZM216 121V120H215ZM214 121V122H215ZM238 121V122H237ZM256 121V122H255ZM113 122V121H112ZM129 122V120H128ZM137 122V121H136ZM160 122V121H159ZM163 122V121H162ZM166 122V121H165ZM169 122V121H168ZM172 122V121H171ZM170 122V123H171ZM174 122V121H173ZM176 122V121H175ZM174 122V123H175ZM208 122V121H207ZM234 122H237L235 124H237L235 126ZM108 123V122H107ZM115 123V122H113ZM112 123V124H113ZM122 123V121H121ZM135 123V122H134ZM172 123V124H174ZM91 124V123H90ZM93 124V123H92ZM110 125H112L111 123H108ZM204 124V122H203ZM117 124H114L113 126H115ZM120 125V124H119ZM138 125V124H137ZM141 125V124H140ZM143 125V124H142ZM154 125V124H153ZM169 125V124H167ZM191 125V123H190ZM98 126V127H97ZM125 126V125H124ZM128 126V125H127ZM130 126V125H129ZM128 126V127H129ZM171 126V125H170ZM169 126V127H170ZM175 126V125H174ZM201 126V125H200ZM228 126V127H226ZM109 127V128H108ZM120 128L121 126H117V128ZM168 127V126H166ZM182 127V126H181ZM236 127V128H234ZM114 128V127H113ZM116 128V127H115ZM116 128V129H117ZM118 128V129H119ZM123 128V127H122ZM121 128V129H122ZM131 128V127H130ZM138 128V127H137ZM153 128V126H152ZM170 128L173 129V127L171 126ZM170 128L168 129L170 131ZM203 128V127H201ZM205 128V127H204ZM203 128V129H204ZM129 129V128H128ZM132 129V128H131ZM136 129V128H135ZM139 129V128H138ZM155 129V128H154ZM165 129V127L163 128V130ZM210 129H214L212 126H210ZM229 129V130H228ZM102 130V131H103ZM115 130V129H114ZM120 130V129H119ZM127 130V128H126ZM125 130V131H126ZM130 130V129H129ZM128 132H132L129 131ZM152 129L150 128V131L149 132H152L151 131ZM163 130H160L159 129V132L160 131H163ZM166 130V129H165ZM167 130V131H168ZM202 130V129H201ZM200 130V131H201ZM207 130V128H206ZM204 131L202 130L203 132H205V134H207L210 130L208 131ZM233 134L235 133V136L231 137L230 134L232 133L231 131H233ZM65 131V132H63ZM73 132L70 133V132ZM111 130H109L108 132H110ZM121 131V130H120ZM125 131H121V132H115L117 133V136L122 137V135H124V138L126 137V132ZM135 131V130H134ZM133 131V132H134ZM157 131V130H156ZM199 131V132H200ZM201 131V132H202ZM127 132V133H128ZM143 132V131H142ZM141 132V133H142ZM148 132V130H147ZM207 132V133H206ZM1 133V131H0ZM42 133H43V130H42ZM43 133V134H44ZM102 133V132H101ZM138 133V132H137ZM144 133V132H143ZM143 133L141 135H143ZM163 133V132H162ZM166 133V132H165ZM181 133V132H180ZM242 135H241V134ZM19 134V135H20ZM41 134V133H40ZM45 134V135H46ZM75 134V135H74ZM103 134V133H102ZM101 134V135H102ZM107 133L105 132V135ZM112 134V133H111ZM126 134V135H125ZM129 134V133H128ZM148 134V133H147ZM146 134V135H147ZM150 134V133H149ZM168 134V133H167ZM1 135H4V134H1ZM100 135V137H101ZM104 135V134H103ZM102 135V136H103ZM114 136V140H115V134H113ZM139 135V136H141ZM145 135V134H144ZM163 135V134H162ZM184 135V133H183ZM181 135V136H183ZM199 135V134H198ZM232 135V134H231ZM255 135V136H256ZM44 136V135H43ZM77 136V137H76ZM108 136H111L108 134ZM128 136V135H127ZM161 136V135H160ZM159 136V138H161ZM166 136V134H165ZM180 136V137H181ZM258 136V135H257ZM258 136V137H259ZM98 137V136H97ZM107 137V136H106ZM178 137V136H177ZM176 137V138H177ZM179 137V138H180ZM204 137V136H203ZM44 138V137H43ZM104 139V137H102ZM138 138V137H136ZM135 138V139H136ZM143 138V137H142ZM149 138V136H148ZM184 138V136L182 137V139ZM188 138V137H187ZM192 138V137H191ZM190 138V140L185 143V141L181 140V139H175V141L177 142L176 143V147L175 149H173V151L177 152L179 149L181 148H185L186 146L189 145V143H191L190 141H192ZM119 139V138H118ZM145 139V137H144ZM147 139V138H146ZM189 139V138H188ZM43 141V139H41ZM39 140V141H41ZM102 140V139H101ZM113 140V139H112ZM113 140V141H114ZM117 140V139H116ZM134 140V139H133ZM137 140V139H136ZM158 140V139H157ZM156 141H153V142H157ZM172 140V139H171ZM166 141L164 142L161 146L159 147H154L151 148L152 150H148V146L151 144L152 145V142L150 144H148L146 142V146H145V149H143L144 151H149L150 153L151 152H154L156 153V156L154 154V156L156 157V160L151 163L149 162L145 157L143 159L140 158V156L137 154V158L134 159L133 161L131 160V162H125L126 165L125 167L120 170L119 168V165L121 166L122 163H124V161L121 163L120 161V164L118 165L116 162H118L119 160V154L118 153H115L114 151H109V148L108 150L106 151H102V149L104 148H107L105 147H99L101 149V151H94L93 147L91 146V148L93 149V152H89L86 156V162L88 163V165L86 167H82L80 168L81 171H83L84 175L88 174V166L90 165L91 168H96V170H98L99 172H101L100 170H103L104 168H108L109 165H114V167H112V170H109L108 169L106 170V172L108 171V174H105L107 175V177L109 176V181L112 183L116 180V176L114 177L115 173H117L118 171V174L121 175V177L117 176V178H120L122 180V183L121 181V185L122 184H125L126 185V189H129V188H133V187H136V181L138 178L140 177H143L144 178V172H146L145 170H148L150 169L149 167L152 168V170L150 169V172L153 170H158V168H160V166H162L165 170V177H171L173 175H175L176 177V174L177 172H182V174H187L188 176L190 177H194L196 176V173L197 171L203 173L204 175V178L205 177H208L209 174L207 173H204L203 170H204V167L207 166V164H202L200 166V168L198 169L197 168V165H192V164H189V163H185L183 166L179 167L178 165L176 166L175 164H171L172 162L169 161V158L171 160V157L169 156L170 155V148L167 147V145H169L170 141ZM95 141V140H94ZM106 141V140H105ZM104 141V142H105ZM125 141V140H124ZM141 141V139L139 140ZM149 141V139L147 140ZM152 141V140H150ZM163 141V140H162ZM234 142L235 144H230L233 148H234V151H230V149H224L222 147V145H226L228 144V142ZM93 142V141H92ZM101 142V141H100ZM107 142V141H106ZM110 142V141H109ZM135 142H138V141H135ZM159 142V141H158ZM102 143V142H101ZM117 143V142H116ZM122 143V142H121ZM120 143V144H121ZM142 143V142H141ZM160 143V142H159ZM162 143V142H161ZM93 144V143H91ZM90 144V145H91ZM96 144V143H95ZM115 145V143H112V145ZM132 144V143H131ZM130 144V145H131ZM138 144V143H137ZM135 144V145H137ZM140 144V142H139ZM143 144V143H142ZM148 144V146H147ZM154 144V143H153ZM222 144V145H221ZM89 145V146H90ZM110 145V144H108ZM122 145V144H121ZM123 145H125L123 143ZM133 145V144H132ZM131 145V146H132ZM145 145V144H144ZM156 145V144H155ZM191 145V144H190ZM249 145L251 146V151L252 152H258L261 153L263 152L264 153V149H260L257 151V148L261 145L264 146V138H263V141L259 144L257 141H255L254 139H250L249 140ZM31 146V145H30ZM111 146V145H110ZM227 146V145H226ZM85 147V148H84ZM118 147H119V144H118ZM123 147V146H121ZM125 147V146H124ZM130 147V146H129ZM134 149V145L132 146ZM140 147V146H139ZM144 147V146H143ZM151 147V146H150ZM153 147V146H152ZM169 149H167V148ZM29 147H27L28 149ZM90 148V147H88ZM128 148V147H127ZM127 148L125 147L124 150H127ZM142 148V146H141ZM40 149V148H39ZM91 149V150H92ZM98 149V147L96 148ZM98 149V150H100ZM113 149V148H112ZM115 149V148H114ZM131 149V150H132ZM150 149V148H149ZM120 149L117 150V152H119ZM123 150V151H124ZM129 150V148H128ZM166 151V153H163V151ZM210 150V148H209ZM42 151V150H41ZM89 151V150H88ZM116 151V150H115ZM121 151V150H120ZM121 151V152H123ZM250 151V152H251ZM126 152V151H124ZM123 152V153H124ZM206 152V151H204ZM255 152V154H256ZM39 156L41 155V152L39 151ZM86 153V152H85ZM83 153V154H85ZM120 153V152H119ZM122 153V154H123ZM141 153V152H140ZM203 153V152H202ZM66 154V153H65ZM82 154V155H83ZM120 154V155H122ZM153 154V153H152ZM208 154L207 153H203L201 156H206ZM124 155V154H123ZM128 155V154H127ZM151 155V154H150ZM254 155V154H253ZM67 156V155H66ZM65 156V158H66ZM79 156V155H78ZM36 157V156H35ZM68 157V156H67ZM123 157V156H122ZM237 157V159H236ZM62 158V159H63ZM64 158V160H65ZM75 158V157H74ZM80 158V156H79ZM78 158V160H80ZM121 158V157H120ZM138 158H140V161L138 160ZM181 158V157H180ZM61 159V160H62ZM68 159V158H67ZM72 159V158H71ZM177 159V158H176ZM175 159V162L178 160ZM2 160V159H1ZM60 160V161H61ZM74 160V159H73ZM136 160L139 161V163L136 164ZM166 160V161H165ZM181 160V159H180ZM255 160L254 156H250L246 162H248L249 164L250 163H253V161ZM11 161V160H10ZM43 161V162H42ZM48 161V160H47ZM52 161V162H53ZM63 161V160H62ZM61 161V162H62ZM67 161V160H66ZM72 161V160H71ZM85 161V160H84ZM165 161V162H164ZM179 161V160H178ZM229 161V160H228ZM231 161V160H230ZM57 162V161H56ZM64 162V161H63ZM62 162V163H63ZM69 162V161H68ZM73 162V161H72ZM82 162V161H81ZM84 162V163H86ZM170 162V163H169ZM180 162V161H179ZM178 162V163H179ZM46 163V162H45ZM59 163V161H58ZM66 163V162H65ZM77 163V161L75 162ZM86 163V164H87ZM174 163V162H173ZM176 163V164H178ZM182 163V162H181ZM39 164V163H38ZM48 164V163H47ZM48 164V165H49ZM52 164V163H51ZM117 164V165H115ZM197 164V163H196ZM46 165V166H48ZM53 165H55V163L53 162ZM62 164L60 163V167ZM64 165V164H63ZM74 165V164H73ZM76 165V164H75ZM78 165V164H77ZM81 165V164H80ZM180 165V164H179ZM40 166V165H39ZM82 166H85V165H82ZM59 167V164L58 166ZM68 167V165L66 166ZM72 167V165H71ZM70 167V168H71ZM80 167V166H79ZM79 167H76V170L78 168L79 170ZM44 168V167H43ZM54 168V167H53ZM90 168V169H91ZM111 168V167H110ZM122 168V167H121ZM58 168H55V170H57ZM67 169L69 168H65L64 170L68 171ZM89 169V170H90ZM14 170L17 171L16 173H14ZM59 170H61L59 168ZM93 170V169H92ZM91 170V171H92ZM63 171V170H62ZM73 171V170H71ZM75 171V170H74ZM94 171V170H93ZM42 172V171H41ZM69 172H70V169H69ZM80 172V171H78ZM77 172V173H78ZM99 172H97V174H99ZM74 173V172H73ZM76 173V172H75ZM91 173V172H90ZM93 173H96V172H92ZM251 173V172H250ZM41 175H46L51 177L53 179V181H51V183H42L40 185H38V187L36 188V184L38 183L37 180H38V175L40 176ZM80 174V173H78ZM90 174V175H92ZM113 175V176H110V175ZM152 174V173H151ZM150 174V175H151ZM179 174V173H178ZM181 174V173H180ZM74 175V174H72ZM80 175H83V174H80ZM83 175V177H84ZM117 175V174H116ZM148 175H149V172H148ZM147 175V177H148ZM153 175V174H152ZM249 175V174H247ZM252 175V173H251ZM63 176V175H61ZM103 176V175H102ZM163 176V177H164ZM250 176V175H249ZM45 177V176H43ZM77 177V176H76ZM80 177V176H79ZM78 177V178H79ZM89 178L91 176H88ZM93 177V176H92ZM146 177V176H145ZM156 177L157 176H153ZM162 177V176H161ZM179 177V176H178ZM230 176L229 175H226L224 178H222L219 182H218V185H220L221 183L223 184H232V182H234L236 179L234 177L232 178H229ZM49 178V180L51 179ZM64 178V177H62ZM61 178V179H62ZM74 178V176H73ZM115 178V180L113 179ZM150 178V177H149ZM160 178V177H158ZM172 178V177H171ZM177 178V177H176ZM175 178V179H176ZM216 178V176L214 177ZM246 178H249L248 181H250L251 177H246ZM97 179V178H96ZM112 179V180H111ZM162 179V178H160ZM160 179H157V180H160ZM173 179V178H172ZM238 179V178H237ZM245 179V178H243ZM241 181L240 180H236V182L234 183L235 186H237V188H240V193L237 195H241L242 193V189L246 183V181ZM63 180V179H62ZM74 180V179H73ZM102 180H103V177H102ZM118 180V179H117ZM135 181V184L132 185L131 181ZM40 181V179H39ZM97 182L101 181V179L98 181L96 180ZM139 181V180H138ZM143 181V180H142ZM161 181V180H160ZM164 181V179H163ZM167 181V180H166ZM169 181L171 182V180L169 179ZM205 181V180H204ZM252 181V180H251ZM50 182V181H49ZM61 182V181H60ZM141 182V181H140ZM150 182V181H149ZM162 182V181H161ZM165 182V181H164ZM76 183V181L74 182V184ZM119 183V182H118ZM205 183H208V181L206 180ZM39 184V183H38ZM73 184V183H72ZM71 184V185H72ZM103 184V183H102ZM114 184V183H113ZM117 184V183H116ZM120 184V183H119ZM142 184V185H140ZM139 186L140 188L138 189L139 191L136 193L138 194L139 198H142L144 197V199L146 200L145 202L142 201L143 199H141L144 206H146L148 208V206L150 205L151 206V203L153 202V200H151V202L148 200L149 197H152L154 198V194H155V197L157 196H160L158 195V192H156V186L158 185H154V183L152 182V184H148L146 185L145 183H140ZM160 184V183H159ZM170 184V183H169ZM177 184V183H176ZM175 184V185H176ZM212 183H209V188H212L211 186ZM105 185V188H106V184ZM124 185V186H125ZM132 185V186H131ZM161 185V184H160ZM172 185V184H171ZM168 186V188H170V186ZM174 185V183H173ZM178 185V184H177ZM12 186V185H11ZM78 186V185H77ZM99 186V184H98ZM102 186V185H101ZM112 186V185H111ZM109 185V187H111ZM163 186V185H161ZM167 186V185H165ZM180 186V185H179ZM100 187V186H99ZM117 187V185H116ZM122 187V186H121ZM181 187V186H180ZM179 187V188H180ZM51 188V189H52ZM101 188V187H100ZM115 188V186L113 187ZM112 188V189H113ZM138 188V187H136ZM167 188V189H168ZM174 188V187H173ZM177 188V187H176ZM178 188V190H179ZM76 189V188H75ZM73 189V190H75ZM81 189V188H80ZM79 188L77 189L80 190ZM84 189V188H83ZM97 189V188H96ZM99 189V188H98ZM97 189V190H98ZM102 189V188H101ZM100 189V190H101ZM116 189V188H115ZM166 189V190H167ZM172 189V188H170ZM169 189V190H170ZM91 190V189H90ZM106 190H108V187L106 188ZM114 190V189H113ZM119 190V189H118ZM124 190V189H122ZM132 190V189H131ZM137 190V189H136ZM165 190V189H164ZM163 190V191H164ZM168 190V191H169ZM173 190V189H172ZM50 191V190H49ZM82 191V190H81ZM83 191H86L83 190ZM89 191V189H88ZM88 191H87V195H88ZM93 191V190H92ZM99 191V190H98ZM97 191V192H98ZM117 191V190H116ZM126 192V190H124ZM159 191V189H158ZM175 191V190H173ZM76 192V191H75ZM74 192V193H75ZM90 192V191H89ZM94 192V191H93ZM101 192V191H100ZM99 192V193H100ZM105 192V191H104ZM103 192V193H104ZM108 192V191H106ZM112 192V191H111ZM119 192V191H118ZM121 192V191H120ZM165 194L168 193L166 191H164ZM171 192V190H170ZM177 192V191H176ZM175 192V193H176ZM41 193V192H40ZM80 193V192H78ZM82 193V192H81ZM85 193V192H83ZM82 193V194H83ZM130 193V192H129ZM132 193V192H131ZM162 193V192H161ZM174 193V194H175ZM205 193H209V191L205 192ZM238 193V192H237ZM7 194V193H6ZM5 194V195H6ZM10 194H7V197L8 195ZM92 194V193H90ZM94 195H96V193H93ZM101 194V193H100ZM99 194V196H100ZM109 194V193H108ZM114 194V193H113ZM123 194V193H122ZM160 194V193H159ZM186 194V193H184ZM189 194V193H188ZM192 194L193 196L197 197V194L192 191ZM3 194V196H5ZM73 195V193H72ZM80 195V194H79ZM94 195H92L94 197ZM112 195V194H111ZM115 195V194H114ZM125 195H127L125 193ZM164 195V194H163ZM160 196V200L161 197H164V196ZM168 196V194H166ZM173 195V194H171ZM177 195V194H176ZM233 195V194H232ZM1 196V195H0ZM0 199V210H3L5 209V211L8 213V212H14L15 216H18L20 213H22V211L24 212V210L26 208H29V213H31L32 211L35 212V213H38V215L36 217H40V218H43L44 220L46 219L47 220V217L48 215L50 214H53V213H62L61 211H57L56 212V206L54 208H50L49 210H47V208L51 205L49 202H44L43 199L42 201L43 202H40V201H31V202H28L26 203V201H22V202H19L20 200L17 199V200H14L13 201V204L11 202L12 205H9L7 202L8 200H6V196L3 197ZM16 196V195H15ZM22 196V197H23ZM34 196V197H36ZM123 196V195H122ZM131 196V194H130ZM33 197V199H34ZM75 197V196H74ZM108 197V196H107ZM106 197V198H107ZM126 197V196H124ZM128 197V196H127ZM133 197V196H131ZM135 197V196H134ZM137 197V196H136ZM166 197V196H165ZM187 197V196H186ZM231 197V195H230ZM234 197V196H233ZM252 197V196H251ZM14 198V197H13ZM20 198V197H19ZM76 198V197H75ZM114 198V197H112ZM123 199V197H121ZM159 198V197H158ZM173 198V196H172ZM240 198V197H238ZM31 199V198H30ZM37 199V198H36ZM41 199V198H40ZM128 199H131L128 197ZM188 199V198H187ZM229 199V198H228ZM234 200V198H232ZM244 199V198H242ZM241 199V200H242ZM97 202L100 200V199H96ZM117 200V199H115ZM119 200V198H118ZM140 200V199H139ZM159 200V199H157ZM159 200V201H160ZM172 200V199H171ZM175 200V199H174ZM239 200V199H238ZM246 200V199H245ZM251 198L249 196V200L248 202L250 203L251 201ZM256 200V199H255ZM254 200V201H255ZM107 201V200H106ZM110 201V200H109ZM108 201V203H110ZM120 201V200H119ZM132 201V200H131ZM129 201V202H131ZM213 201V200H212ZM230 201V199H229ZM235 201V200H234ZM73 202V200H72ZM75 202V201H74ZM96 202V201H95ZM128 202V203H129ZM133 202V201H132ZM170 202V201H169ZM199 202V201H198ZM240 202V201H239ZM242 202V201H241ZM240 202V204H241ZM40 203V204H39ZM107 203V204H108ZM121 203H124V201H122ZM158 203V202H157ZM203 203V202H201ZM245 203V202H244ZM255 204V202H253ZM103 204V203H102ZM106 204V203H105ZM106 204V205H107ZM114 203H112L113 205ZM126 204V203H124ZM123 204V206H124ZM130 204V203H129ZM154 204V203H153ZM53 205H56V204H53ZM51 205V206H53ZM104 205V204H103ZM110 205V204H108ZM121 205V204H120ZM174 205V204H173ZM244 205V204H243ZM256 205L257 207L259 208V210H257V212H260V209H263L264 210V204H260L259 202H256ZM50 206V207H51ZM122 206V205H121ZM122 206V207H123ZM155 206V205H154ZM193 206V205H192ZM59 208V205L57 206ZM73 207V206H71ZM71 207H68V208H71ZM106 207V206H105ZM158 207V206H157ZM178 207V206H177ZM181 207V206H180ZM248 207V206H247ZM57 208V209H58ZM61 208V206H60ZM112 208V206L110 207ZM128 208V207H127ZM145 208V207H143ZM156 208V207H155ZM245 208V207H244ZM250 209H253V207H249ZM248 208V209H249ZM63 209H66L65 207L64 208H61L60 210H63ZM150 209V208H148ZM152 209V208H151ZM150 209V210H151ZM246 209V208H245ZM31 210V212H30ZM59 210V209H58ZM68 210V209H66ZM107 210V209H106ZM157 210H160L159 208ZM209 210V209H208ZM128 210H126L127 212ZM152 211V210H151ZM129 213H132L131 211ZM127 213V215L129 214ZM118 214V213H117ZM62 215V214H61ZM109 215V214H108ZM126 215V214H125ZM124 215V217H125ZM131 215V214H130ZM64 216V215H63ZM67 216V215H65ZM106 216V215H105ZM112 216V215H111ZM115 216V214L113 215V217ZM258 216V215H257ZM256 216V217H257ZM260 217L262 216L259 215ZM2 216H0L1 218ZM51 217V216H50ZM112 217V218H113ZM255 217V215H254ZM57 218V217H56ZM60 218V217H59ZM111 218V220H112ZM119 218V215L116 217V219ZM186 218H187V215H186ZM197 218V217H195ZM194 218V219H195ZM190 219V217H189ZM193 219V218H192ZM233 219V218H232ZM248 221H249V217L247 218ZM254 219V218H253ZM2 220V219H1ZM105 220V219H104ZM110 220V218H109ZM91 221V220H90ZM102 221V220H101ZM23 222V220L21 221ZM69 222V221H68ZM106 222V221H105ZM109 222V221H108ZM107 222V223H108ZM191 222V221H189ZM195 222V220H194ZM192 222V224L194 223ZM238 222V220H237ZM252 222V221H251ZM255 222V220L253 221ZM247 223V222H246ZM249 223V222H248ZM17 224V223H16ZM69 224V223H67ZM66 224V225H67ZM191 224V225H192ZM194 225V224H193ZM192 225V226H193ZM189 228L190 227V224L188 225ZM257 227V226H256ZM188 228V227H187ZM219 228V227H218ZM223 230V229H222ZM225 230V229H224ZM220 231V230H219ZM222 232V231H221ZM219 232V234L221 233ZM234 233V232H233ZM262 233V244H264V232H260ZM184 234V233H183ZM223 233H221L222 235ZM226 234V233H225ZM238 234V233H237ZM236 234V235H237ZM172 235V234H171ZM170 235V237H171ZM181 235V234H180ZM239 235V234H238ZM174 236V235H172ZM220 236V235H219ZM223 236V235H222ZM235 236V235H234ZM256 236L257 234L253 233L251 236L249 237H246V234L245 236H243L244 238H239L238 239V243L242 246V247H246L248 244H249V241H255L257 240L256 239ZM179 238V237H178ZM238 238V237H237ZM236 237H233L231 234L229 235H226L224 237V240L223 241V244H230V243H234L236 242L235 239H237ZM172 239V238H171ZM175 239V237H174ZM223 239V238H222ZM177 240V239H176ZM220 241V240H219ZM222 244V243H221ZM222 244V245H223ZM225 244V245H226ZM252 252V251H251ZM260 253V252H259ZM263 253V252H262ZM222 256V255H221ZM225 256V254L223 255ZM228 259H229V256H227ZM264 264V256L260 253L259 255H256L254 254L253 252L251 253V259H249L248 261H246L244 264Z\"/></svg>",
  "mask_w": 264,
  "mask_h": 264
}]
</instances>
